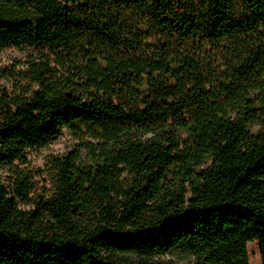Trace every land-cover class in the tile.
Wrapping results in <instances>:
<instances>
[{
  "label": "trees",
  "instance_id": "1",
  "mask_svg": "<svg viewBox=\"0 0 264 264\" xmlns=\"http://www.w3.org/2000/svg\"><path fill=\"white\" fill-rule=\"evenodd\" d=\"M12 47L0 264H264V0H0Z\"/></svg>",
  "mask_w": 264,
  "mask_h": 264
},
{
  "label": "rangeland",
  "instance_id": "2",
  "mask_svg": "<svg viewBox=\"0 0 264 264\" xmlns=\"http://www.w3.org/2000/svg\"><path fill=\"white\" fill-rule=\"evenodd\" d=\"M29 54V49L18 48H6L0 50V68L3 66H16L21 68V65H17L18 61H23ZM12 81L6 78H0V92L3 89L11 90ZM251 131L257 133L259 127L255 126L251 128ZM79 140L73 135V133L65 129L62 136L57 140L48 144L45 147L30 149L27 152L29 163L27 167L32 171L33 175V193L34 199L38 198V195L43 194L44 188H49V172L47 163L49 159L56 155H64L78 147ZM210 164V162H209ZM0 176L5 181L7 174L6 171L0 168ZM8 183V181H7ZM24 207L30 208L32 203L23 204ZM250 264H262V258L260 253V245L258 241L249 243Z\"/></svg>",
  "mask_w": 264,
  "mask_h": 264
}]
</instances>
